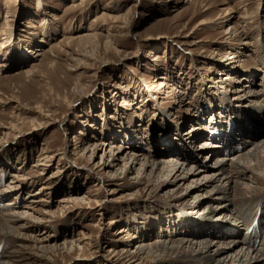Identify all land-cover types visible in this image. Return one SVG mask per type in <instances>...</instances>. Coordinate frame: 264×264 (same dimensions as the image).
Instances as JSON below:
<instances>
[{
	"label": "rangeland",
	"instance_id": "374dc122",
	"mask_svg": "<svg viewBox=\"0 0 264 264\" xmlns=\"http://www.w3.org/2000/svg\"><path fill=\"white\" fill-rule=\"evenodd\" d=\"M228 10L236 18L218 22ZM121 16L126 21H114ZM204 19L216 20V25L200 26ZM230 25L249 32L251 44L241 45ZM95 34L100 39L96 52L78 39ZM108 39L113 46L106 49ZM38 52L44 55L38 57ZM248 85L264 92V0H0V127L5 128L0 130V191L10 189L16 172L28 178L17 196L7 192L0 197V212L9 200L32 216L49 217L48 209L54 217L48 223L32 220V227H38L28 234L53 232L58 244L74 239L73 249L59 250L50 263L37 264H130L129 255L141 242L195 233L202 214L211 218L219 213L215 204L207 210L200 206L202 214L188 216L197 228L186 227L181 224L186 222L182 210L191 212L186 195L166 194L148 181L137 185L139 179L120 172L100 178L92 168L102 162L103 152L89 164L76 148L102 139L109 141L106 152L115 143L159 159L170 150L168 142L184 155L207 140L221 147L229 143V156L246 151L248 146L227 139L249 130L247 123L255 116L264 124L259 109L252 110L257 103L262 107L264 94L256 93L257 100L238 98ZM245 101L253 106L245 108ZM42 114L51 115L48 127H39L47 121ZM47 152L53 159L41 175L35 166ZM95 183H101L100 191ZM45 184L49 189L42 193ZM258 186L253 198L237 200L233 209L242 222L237 220L241 239L260 221L259 248L264 244L262 178ZM33 193L45 202L32 204ZM27 204L34 208L26 209ZM111 220L116 222L112 226ZM227 221L235 230L236 222ZM120 229L128 232L119 236ZM201 238L208 237L204 233ZM29 245L21 253L23 260L36 258L37 250ZM111 247L129 252L109 262L105 256ZM16 248L18 244L0 238V262Z\"/></svg>",
	"mask_w": 264,
	"mask_h": 264
},
{
	"label": "bare ground",
	"instance_id": "6f19581e",
	"mask_svg": "<svg viewBox=\"0 0 264 264\" xmlns=\"http://www.w3.org/2000/svg\"><path fill=\"white\" fill-rule=\"evenodd\" d=\"M136 7V4L132 6L126 15H128L130 11H134ZM211 9L212 8H209L208 11ZM234 18L236 17L233 15V12L228 10L225 16L217 18L216 20L219 22L223 19V22H225V20L226 22H230ZM216 20L204 19L200 22V26L216 25ZM114 21L118 23L119 21L124 22L126 20L124 16H121L114 18ZM231 30L232 33H237L236 37L242 40L241 45L249 46L251 44L247 37L250 36L249 32L245 30L240 31L237 26H232ZM78 39L81 44H92L94 51L95 48L99 46L98 44H100V39L96 34L89 37H79ZM112 46V42L108 39V41L105 42V48L109 49ZM233 52L235 54L237 53L235 50ZM235 54L233 56L234 58H236ZM43 55V53H37L38 57ZM32 71L28 70L25 73L31 75L30 73ZM244 88L245 89L242 90L244 95H240L238 97L239 99L245 97V99L254 98L257 100L258 97L256 93L264 94L263 90L260 88L259 92H255L254 85H248ZM236 92L237 91H235V93ZM241 103L247 104L246 101ZM252 106L247 104L245 108H250ZM260 106L261 105L257 103L255 107H252V110L259 109L258 117L262 114L264 116V104L262 103V107ZM41 116L47 119V121L41 122L39 127H48L51 115L42 114ZM255 118L247 123V128H249V130H245L246 132L242 130V134H237V138L229 137V139H227L228 141L232 139L235 143L239 144L238 146L249 147H247L246 151L243 148L241 151L238 147L239 150L235 151V154L231 156L227 155L229 143L221 147L207 140L199 143L196 151H192L191 148H189V151L184 152V155L179 152L181 156L177 154L176 148L173 145L174 143L171 142L170 144L168 142L167 145L170 150L159 159L155 158L156 156H150V154L139 153L140 151H137V148L132 146L129 147L122 144L116 145L115 143L111 144L109 152H106L109 141L102 139L90 141L80 148H76V150H79L80 154L82 153V156L89 161V164L100 152H103L101 156L102 162L99 165L95 164L92 168L100 178L106 180V178L103 177L104 175L112 177L117 176L120 172L121 175L123 173L125 175L129 174L135 176L136 180L139 179L137 185H141L143 181H148L151 184H156L158 188L162 189L161 191L166 192V194L179 191L183 193V195H186L184 200L188 201L187 199H190L186 207L191 208V212L189 214L187 213L188 215H184V213H186L184 210H182L181 213L183 214L182 217L186 218V222L184 223L182 221L181 224L186 227L197 228L196 226L198 224H191L192 218L189 219L188 216L195 217L198 214H202L200 206H203V210H207L208 208L213 209L210 204H215L214 207L219 209V213L213 215L215 218H212L213 216L211 218H205L204 216L207 215L202 214L200 217L203 219L201 221L202 226H199L195 233L187 234L176 240L159 239L155 242L150 240L141 242L137 246V250L134 251V254L132 253L133 255H129L130 261H132L130 264H139L141 262H155L159 264L169 260L174 261L176 264H264V244H261L259 248L256 244L258 239L257 232L261 226L260 221L252 227L250 234L246 233L247 237L241 239L238 237L240 225L237 224V211L233 209L237 200L247 201L253 198V195L261 189L258 186L259 180L261 178L264 180V124L260 125ZM199 126V124H196L194 128L197 129ZM250 127L252 128L251 130ZM2 129H5L4 126L0 127V130ZM196 136L198 137L199 133H197ZM196 136H193V138ZM222 150H224L223 152H226V154L214 158V153L217 154ZM50 154L51 153L47 152V154L41 158V163L35 166L41 175L48 171L49 162L53 159V156ZM167 155H172V157H167ZM227 156H229V158ZM192 160H194V162H192ZM27 179L25 175L19 172L14 173L7 185L10 189L4 192L0 191V197H4L3 194L7 192L9 195L15 193V196H17V192H21V189L24 188L20 183L25 182ZM111 180L113 179L111 178ZM93 186L97 188L96 190L100 191L102 185L101 183H95ZM41 189L43 193L48 190L49 187L45 184ZM36 194L37 193H33L31 195L32 199H30V202H32V204L45 202L43 197L39 198ZM79 199L78 197L74 200ZM100 200H96L97 206L100 205ZM64 201V199H61L59 203H64ZM192 201L197 205L191 204ZM257 204H260L259 201ZM12 206H15V209H11ZM20 206L21 205L15 203L14 200L5 201L6 209L0 212V238L8 240L9 242L11 241L13 244H18V248H16L12 254H8L5 258H2L0 264L50 263L52 254H56L59 250H65V252H67L73 249L74 239L70 241L65 239L63 243L58 244L53 232L48 233L43 231L44 234H28V232L34 231V229L38 227H32L30 224L32 220L35 219L37 223H48V221H50L48 218H53L54 213L46 209L47 211H45V214L49 217H39V215L34 216V214L32 216V213L20 209ZM26 207L30 209L34 208L33 205L29 204H27L25 208ZM227 218L236 222V225L233 226V229L236 228L235 230L231 229L232 223L228 222ZM212 220L222 222V227L216 226L213 222H207ZM238 221L242 224L240 220ZM244 222H246V219H243V223ZM115 223V221L111 220L108 222V225L112 226ZM156 228L157 226L150 232L153 233ZM219 229H223V233H218ZM127 232L128 231L125 229H120L118 234L120 236V234L124 235ZM204 233L208 238L214 237L215 240L209 241L208 238H201ZM147 238H149V235L146 233L145 239ZM217 238L222 241H216ZM30 243H33L34 249L37 250L36 258L29 256L23 260L21 259V253L29 249ZM128 249H123L122 253L120 249L111 247L105 257L109 262L120 261L123 259L124 254L129 252ZM17 254H20V256H17ZM18 259L19 261H16Z\"/></svg>",
	"mask_w": 264,
	"mask_h": 264
}]
</instances>
